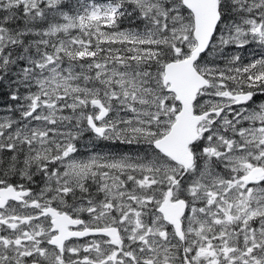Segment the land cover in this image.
<instances>
[{
  "label": "snow or ice",
  "instance_id": "6c2138e0",
  "mask_svg": "<svg viewBox=\"0 0 264 264\" xmlns=\"http://www.w3.org/2000/svg\"><path fill=\"white\" fill-rule=\"evenodd\" d=\"M258 94L264 0H0V264H264Z\"/></svg>",
  "mask_w": 264,
  "mask_h": 264
},
{
  "label": "rangeland",
  "instance_id": "374dc122",
  "mask_svg": "<svg viewBox=\"0 0 264 264\" xmlns=\"http://www.w3.org/2000/svg\"><path fill=\"white\" fill-rule=\"evenodd\" d=\"M253 50H257L258 51L257 45L251 44V45L247 46L243 50V55L245 57H248L249 54H250V52L253 51ZM228 51L229 52H232V51H235V49L234 48H229ZM261 96H263V95H259L258 94L257 95V98H260ZM255 102L256 103L253 104V105H250V107H255L256 104H259L260 102H264V97H263L262 100H255ZM3 115H5V113L3 111V108L0 107V116H3ZM99 142H100V149L101 150H97V149H94L93 148V145L97 144L98 143V140H95L94 139L92 143H91V140H89L86 143V140L83 137V139L78 144L79 152H80L81 157H86L88 154H90L91 151H101V152H109V151L117 152V151H122V152H129L130 151V148H132V149L135 148V146H127V145H119V144H115L114 145L110 141H99Z\"/></svg>",
  "mask_w": 264,
  "mask_h": 264
},
{
  "label": "flooded vegetation",
  "instance_id": "af4514ba",
  "mask_svg": "<svg viewBox=\"0 0 264 264\" xmlns=\"http://www.w3.org/2000/svg\"><path fill=\"white\" fill-rule=\"evenodd\" d=\"M263 97H264V95L263 96H261L260 98H257V96L255 97V100H262L263 99ZM84 138H85V140H86V143L89 141V140H91V143L93 142V137H92V134L91 133H87V134H85V136H84ZM94 149H97V150H101L100 149V142H99V140H98V143L97 144H95V147H93ZM18 179V178H17ZM36 184H34V185H32V187L34 188V189H37V191L39 190V186H40V178L39 177H36ZM85 219L87 218V216H86V214H85V217H84Z\"/></svg>",
  "mask_w": 264,
  "mask_h": 264
},
{
  "label": "trees",
  "instance_id": "16d2710c",
  "mask_svg": "<svg viewBox=\"0 0 264 264\" xmlns=\"http://www.w3.org/2000/svg\"><path fill=\"white\" fill-rule=\"evenodd\" d=\"M66 2H67V0H66ZM75 2V0H73V3ZM123 27H128V22L127 21H125V23L123 24ZM35 190H37V189H35Z\"/></svg>",
  "mask_w": 264,
  "mask_h": 264
}]
</instances>
